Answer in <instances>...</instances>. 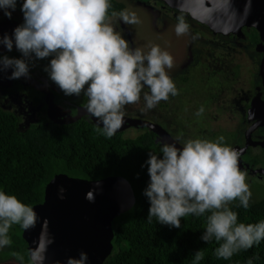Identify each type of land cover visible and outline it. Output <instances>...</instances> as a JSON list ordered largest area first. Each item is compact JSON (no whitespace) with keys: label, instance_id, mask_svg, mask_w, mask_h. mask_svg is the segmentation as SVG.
<instances>
[{"label":"clouds","instance_id":"1","mask_svg":"<svg viewBox=\"0 0 264 264\" xmlns=\"http://www.w3.org/2000/svg\"><path fill=\"white\" fill-rule=\"evenodd\" d=\"M17 3L0 0V10L11 18ZM110 9V0H23V23L12 35L0 36V46L8 51L15 46L22 54L21 58L0 55V71L12 69L10 79L29 78L35 61L49 60L44 68L49 79L66 96H85L88 114L100 122L102 133L109 138L122 127L125 106L139 103L142 93V111L179 95L168 71L174 67L172 55L158 45L147 52L130 47L113 21L136 25L141 22L139 17L126 9ZM175 33H190L183 16L177 17ZM145 87L148 92L143 91ZM203 113L201 106L195 115ZM224 141L220 136L215 141L164 142L162 157L152 152L146 161L150 183L144 194L150 201L149 221L155 217L161 224L181 228L182 218L208 214L201 239L220 242L216 256L229 260L264 240V220L238 222V213L230 207L239 201V206L248 209L252 193L239 167L240 153ZM36 222L37 213L31 206L0 190V249L12 244L9 231L13 225L29 230ZM38 254H32L31 264H37ZM13 256L23 264V254L13 252ZM203 259V250H198L193 264ZM87 261V253L81 252L66 264ZM247 264H253L251 258Z\"/></svg>","mask_w":264,"mask_h":264},{"label":"flooded vegetation","instance_id":"2","mask_svg":"<svg viewBox=\"0 0 264 264\" xmlns=\"http://www.w3.org/2000/svg\"><path fill=\"white\" fill-rule=\"evenodd\" d=\"M131 1L149 9L160 6L159 13L176 22L178 16H183L191 26L190 32L201 40L196 47L188 46L190 50L195 47L196 51L195 54L187 52L183 65H177L180 61L178 55L174 67L168 70L179 95L170 96L156 107L142 111L145 107L142 93L139 103L125 106L124 122L117 132L131 138L150 133L161 147L164 142L208 139L211 135L218 139L223 136L224 143L240 153L239 167L250 178V189L263 184L264 173L260 170L264 168V32L245 26L241 34L216 33L192 19L189 13L174 9L163 0ZM194 22L199 27L192 26ZM22 23L23 15L20 13L14 11L8 18L0 10V36L12 35L15 25L17 27ZM184 36H181V42L186 40ZM0 55L22 57L15 46L11 51L0 46ZM48 63L49 60L35 61L30 67L29 78L10 79L12 69L0 71V106L19 116L21 125L28 128L50 124L66 126L82 119L98 125L99 121L90 116L85 108V96H66L49 79L44 70ZM179 65L180 69H177ZM196 68L197 77L192 78L188 72ZM143 91L148 92L149 89L145 87ZM201 106L204 113L196 116ZM142 121L152 124L153 128L146 123L143 125ZM134 129L142 132L132 137L127 132ZM0 262L6 261L0 259Z\"/></svg>","mask_w":264,"mask_h":264},{"label":"trees","instance_id":"3","mask_svg":"<svg viewBox=\"0 0 264 264\" xmlns=\"http://www.w3.org/2000/svg\"><path fill=\"white\" fill-rule=\"evenodd\" d=\"M18 0L15 11H20ZM112 10L126 9V3L110 0ZM12 111L0 106V190L16 195L33 208L44 201L45 189L60 173L97 180L107 176H122L133 187L134 206L113 221V251L103 264H193L194 253L203 250L199 264H264V240L231 259L218 258L215 249L220 242L201 239L206 217L182 218L181 228L148 220L150 201L144 194L150 183L146 161L150 153L160 155L161 146L150 133L135 138L116 132L112 137L102 133V127L87 119L66 126L26 127ZM230 207L238 213V222L258 223L264 220V195L250 201L248 209L239 201ZM23 228L13 225L9 231L12 244L0 250V259L21 262L13 252L24 255L23 264H31Z\"/></svg>","mask_w":264,"mask_h":264},{"label":"water","instance_id":"4","mask_svg":"<svg viewBox=\"0 0 264 264\" xmlns=\"http://www.w3.org/2000/svg\"><path fill=\"white\" fill-rule=\"evenodd\" d=\"M163 1L216 33L241 34L245 26L264 32V0ZM141 123L153 128L148 122ZM260 171L264 173V168ZM135 202L133 187L125 177L90 180L65 173L55 175L46 186L44 201L33 206L35 227L22 233L31 260L38 252L37 264H66L69 257L79 258L85 252L87 264H103L114 247V219Z\"/></svg>","mask_w":264,"mask_h":264},{"label":"rangeland","instance_id":"5","mask_svg":"<svg viewBox=\"0 0 264 264\" xmlns=\"http://www.w3.org/2000/svg\"><path fill=\"white\" fill-rule=\"evenodd\" d=\"M128 1L130 2H126V10L130 12H135L141 22L136 25H126L122 21L118 20H114L113 22L116 27V30L120 32L121 35L129 41L130 47H139L145 52H147L151 46L158 45L162 50L169 52L172 55L174 61H177V56L180 55V61H177V65L178 63H181L182 65L185 63L186 57L188 56V51H192L195 54V47L197 43L201 40L200 38H198L197 35L195 36L193 33L190 32L188 35L184 36L186 40H182L181 42V36H177L175 33V26L177 22L174 19H170L169 17L165 16V14L159 13L158 10L160 9V6H156V9H149L143 4H136L134 1L132 2L131 0ZM192 26L199 27L198 25H196V23ZM170 29H172L173 31ZM170 32L172 33L171 35L169 34ZM193 37L196 38L193 39ZM190 44L191 46L195 45V47H192L191 50L188 47ZM180 66L181 65H179V67L177 66V69H180ZM188 73H191V77L193 78L198 74V69H192ZM193 84H196V82ZM141 132L142 130L134 129L130 130V132L127 133L130 136L135 137ZM208 139H212L214 141L216 140L212 135ZM249 180L250 178L246 174V181L248 184ZM250 190L252 193L251 200L258 201L264 195V183L259 186L257 185L255 187H252ZM0 264L19 263H17V260L11 259L3 263L0 262Z\"/></svg>","mask_w":264,"mask_h":264}]
</instances>
